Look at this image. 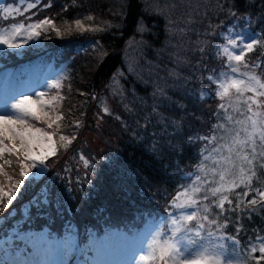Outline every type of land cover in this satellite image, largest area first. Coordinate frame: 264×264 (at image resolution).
Here are the masks:
<instances>
[{
    "label": "trees",
    "instance_id": "trees-1",
    "mask_svg": "<svg viewBox=\"0 0 264 264\" xmlns=\"http://www.w3.org/2000/svg\"><path fill=\"white\" fill-rule=\"evenodd\" d=\"M3 1L15 4L19 0ZM48 3L51 7L44 8ZM32 13L36 21L52 19L59 34L45 25L36 41L40 49L26 45L21 56L11 49L1 51L0 71L27 68L33 56L65 65L67 77L58 106V115L64 118L51 128L60 149L48 160L47 175L56 177L62 190L69 189L64 206L74 211L57 215L53 210L39 219L33 215L25 228L21 214L18 219L15 214L36 191L27 189L0 214L8 217L0 220V239L7 233L42 229L59 238L69 224L81 247L90 236L142 233L139 218L148 219L167 209L178 187L189 182L186 174L195 173L200 163L202 144L189 145L188 137L210 135L217 123L213 112L221 101L208 95L215 85L207 77L225 70L215 55L216 47L224 42L219 34L234 27L233 34H240L237 39H247L264 31V0H39V10ZM246 15L251 16V27L240 19ZM76 19L82 27L75 24ZM138 22L143 31H138ZM213 30L216 34H209ZM257 55L249 54L253 60ZM240 70L245 71L242 66ZM160 89L166 97L157 94L154 100L153 93ZM202 91H206L203 100ZM7 92V88L2 90V94ZM157 101L162 102L153 113ZM103 107L111 114H105ZM77 120L79 129L73 127ZM61 134L77 137L67 151L61 147ZM173 145H179L180 151H171ZM81 155L91 161V168L84 167ZM257 176L252 186L264 189V169H258ZM243 189L247 190L241 185ZM241 209V242L264 236V210L257 207L249 220L248 209L245 205ZM13 210L14 217L9 216ZM225 230L235 234L232 223ZM72 263L84 264L83 257L78 253Z\"/></svg>",
    "mask_w": 264,
    "mask_h": 264
},
{
    "label": "snow or ice",
    "instance_id": "snow-or-ice-1",
    "mask_svg": "<svg viewBox=\"0 0 264 264\" xmlns=\"http://www.w3.org/2000/svg\"><path fill=\"white\" fill-rule=\"evenodd\" d=\"M43 7H51V3ZM33 8L39 10V0H29L25 11ZM12 10V7L0 9L3 13L0 19L8 20L12 17ZM64 11H67V5L64 6ZM231 15L236 16V12L232 11ZM32 16H35V13H32ZM87 19L92 17L89 16ZM240 19L245 20L251 27L250 15ZM75 24L82 27L80 19H76ZM44 25H51L59 34L60 30L55 28L54 21L48 17L27 26L13 24L5 27L0 24V46L13 51L20 50L26 45L31 47L34 40L42 37L40 29ZM137 29L143 31L144 26L138 22ZM233 33L234 27L226 28L220 33L224 42L217 46L215 51L225 70L219 74L213 72L207 77L215 85L214 92L208 95H214L221 101L213 112L217 123L212 125L210 135L188 137L189 145L197 142L202 144L199 149L200 163L196 166L195 173L186 174L190 182L178 187L176 194L169 200L166 214L142 235L130 240L127 237L113 241L107 237L90 236L84 247L71 240L67 243L61 242L56 246L61 255L79 252L84 264H248L249 260L261 264V261H264V236L256 235L255 241L249 237L247 247L242 246L239 239L244 230L241 223L243 217L240 215L243 209L240 206L250 192L255 195L245 204V208L248 209L247 219H251L257 207L264 210V189L252 186L253 178L259 179L257 170L264 169V113L253 111V105L257 108L264 107V100L259 99L264 97V80L261 79L264 75L262 67L264 31L253 33L247 39H237L240 34ZM209 34L216 33L213 30ZM43 38H48L47 34H43ZM200 50L203 51V48ZM257 52L258 55L253 60L249 54ZM241 66L245 71L241 72ZM257 70L260 71V75L257 74ZM61 79L63 78L46 83L45 87L49 90L53 88L59 90ZM232 90H235L237 97L244 96L245 92L253 94L243 101L246 105L245 110L237 107L230 112L231 101L229 100L227 105L223 103L230 97ZM157 94L162 98L166 97V93L160 89L158 93H153L154 100ZM33 95L21 94L19 98H13L14 103L9 101L0 103V174L4 173L6 165L11 166L12 162L4 159L7 154L15 156L19 161L20 177L10 185L9 190L0 186V214L4 213L14 200L19 199L22 191L35 188L36 191L21 209L22 218H25L26 222L31 221L33 215L39 219L53 210L57 215L74 211L70 206H64L65 192L69 189L62 190L56 183V177L47 175L49 172L47 161L58 155L57 142L54 139L56 132L45 131L29 123L30 120L43 121L47 128L51 129L57 121L64 118L62 114L53 118L45 111L46 108L53 106L59 92L51 99H45V91L35 92ZM205 95L206 91H202L200 99L203 100ZM59 98L63 99L62 96ZM161 102L157 101L154 104L153 113L157 112ZM102 110L105 114H111L108 107H103ZM126 110L130 111L127 106ZM236 112L245 116V119H237L233 114ZM116 119L121 118L117 116ZM73 127L79 129L81 122L75 121ZM76 138L75 134L71 136L61 134L59 136L61 147L67 151ZM170 150L179 152L180 146H170ZM80 160L83 161L85 168H91L89 159L81 155ZM208 161H211V164H208ZM237 169L240 175L239 182L234 179L226 180V176H235ZM64 171L68 169L65 168ZM12 179L13 177L9 176V180ZM241 185L247 190L235 192L234 203L225 193H232ZM226 203L228 207H225ZM14 213L15 210L8 215L14 217ZM233 214L235 220L232 219ZM0 220L7 221L8 217L0 215ZM229 223L233 224L235 234L224 231ZM31 239L39 242L44 240V237L35 236ZM257 252L258 256L255 255ZM88 253L93 255L89 256Z\"/></svg>",
    "mask_w": 264,
    "mask_h": 264
},
{
    "label": "rangeland",
    "instance_id": "rangeland-1",
    "mask_svg": "<svg viewBox=\"0 0 264 264\" xmlns=\"http://www.w3.org/2000/svg\"><path fill=\"white\" fill-rule=\"evenodd\" d=\"M3 7H12L13 9L12 17H10L8 20L0 19V24L4 25L5 27H10L13 24L15 25L24 24L25 26H27V24L29 23L36 22L34 18L28 19V17L31 16L32 11L35 10L36 8H33L32 11L31 9L25 11L27 4H25L23 1L19 0L15 4H10L9 2L6 4L4 3L3 0H0V9H2ZM16 9H19V11H16ZM2 16L3 13L0 12V17ZM44 30H45V25L42 26L40 31H44ZM21 33L23 34V29H21ZM241 39H246V38L241 36ZM36 41L38 40H34L32 42V46H35L36 48L40 49L41 45L38 44ZM23 48H25V46L22 47L21 49ZM5 49H6L5 47L0 46V52L4 51ZM20 50L15 51V53L18 54L19 56H21ZM0 54L4 55L3 53ZM34 57L36 56L31 57L32 59L28 61L29 78L21 77L22 75L18 76V74L25 71V69L23 70L19 69L20 72L14 74L8 73V71H0V90L1 88L8 89L7 94L5 93V95L0 96V103L4 101H9L14 103L15 102V100L13 99L14 97L19 98L21 94L33 95V93L41 92V91L46 92L45 99H51L53 96H57V92H59V96H57V99L54 101L53 106L51 108L45 109V111H48L50 115L54 118L55 116L58 115V106L61 101L59 97H61L62 95L61 93L63 89V81L67 77V69L65 65L57 66L52 63L53 64L52 66L51 64L40 61V58L38 57L34 58ZM1 63L2 62H0V64ZM61 77L63 79L60 80L61 87L59 88V90L55 88L49 90L45 87L46 83H51L53 80ZM17 78L18 79L21 78L22 81L18 82ZM240 78L246 79V77H240ZM252 95L253 94L251 92H245L244 96L237 97L235 94V90H232L230 97L226 98L225 101H223V103L227 105L229 103V100L231 101V108H229L230 112H232V110L237 107H239L243 111L246 109V105H244L243 101L248 96H252ZM33 98L35 99L36 97L33 95ZM259 99L264 100V97ZM253 111L254 112L259 111L261 113H264V107L257 108L255 105H253ZM233 114L237 119L240 120L245 119V116L240 115L239 112ZM245 115H250V113H245ZM29 123L34 125L35 127L43 128L45 131L55 132L52 129L47 128V124L43 121L37 122L35 120H30ZM53 126L55 127L56 124H54ZM59 149L60 148H58V152ZM4 159L10 160L12 163L11 166L6 165L4 173L0 174V186L4 187L5 190H9L10 185L14 184L16 180H19L18 178H16L19 176V161L16 159L15 156H10L7 154L5 155ZM207 163L211 164V161H208ZM9 176L13 177L11 181L9 180ZM216 179L217 180L219 179L218 175ZM233 179L238 183L240 179L238 169L236 171L235 176H226V180L231 181ZM189 182L187 181L185 184ZM240 189L241 187H239V189L235 188L234 192L232 193L226 192L225 194L229 195V198L232 199L233 202L235 203L234 193L242 192V190ZM253 195L255 194H250L249 197L245 198V202L242 203L241 206L245 205L247 203V200L252 199ZM23 206H21V209ZM165 210L166 209L160 210L157 216L155 215L147 216L148 219H144L143 217L139 218L140 227L138 229L141 230L142 233L124 234L121 237L118 238L113 237L110 239L113 241H117L127 237L130 240L133 237L142 235L147 228L159 222L160 217L166 214ZM19 214H21L23 226L25 228L28 227L29 221L26 222V219L22 218L21 211L15 214V217L17 218ZM224 231L226 232L225 229ZM35 236H42L44 237V240L37 242L31 239V237H35ZM69 240H71L73 243L78 244L76 231L73 230L70 224L67 225V229L64 230V234L60 235L59 238L49 237L48 231L46 229H42L41 231L23 232L18 235L13 233H7L6 236L0 239V264H61V262H63V264H73L72 260L75 256L78 255L79 252L73 251V252H69L67 255H61L57 251V247H56L59 243L61 242L67 243ZM252 240L255 241V238ZM241 245L247 247V242L244 243L241 242ZM91 255H93V253H91ZM255 255L258 256L259 253L257 252ZM250 261H254V260H249L248 263Z\"/></svg>",
    "mask_w": 264,
    "mask_h": 264
}]
</instances>
